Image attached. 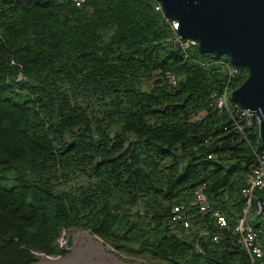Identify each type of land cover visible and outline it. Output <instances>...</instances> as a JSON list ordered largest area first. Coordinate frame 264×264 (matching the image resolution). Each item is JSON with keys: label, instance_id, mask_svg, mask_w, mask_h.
<instances>
[{"label": "trees", "instance_id": "1", "mask_svg": "<svg viewBox=\"0 0 264 264\" xmlns=\"http://www.w3.org/2000/svg\"><path fill=\"white\" fill-rule=\"evenodd\" d=\"M156 5L0 0V264L65 254L73 228L167 264H264L234 231L257 159L213 104L248 69L231 78L228 56L169 40Z\"/></svg>", "mask_w": 264, "mask_h": 264}, {"label": "water", "instance_id": "2", "mask_svg": "<svg viewBox=\"0 0 264 264\" xmlns=\"http://www.w3.org/2000/svg\"><path fill=\"white\" fill-rule=\"evenodd\" d=\"M157 1L164 14L178 23V35L196 39L201 53L226 55L233 65L248 69L245 80L230 92V99L258 116L264 142V0ZM258 203L264 214V197H258Z\"/></svg>", "mask_w": 264, "mask_h": 264}, {"label": "built area", "instance_id": "3", "mask_svg": "<svg viewBox=\"0 0 264 264\" xmlns=\"http://www.w3.org/2000/svg\"><path fill=\"white\" fill-rule=\"evenodd\" d=\"M77 6H82L86 0H73ZM156 9L162 10L161 4L157 1ZM172 28L175 31L173 42L179 43L184 49L198 45V41L193 38H182L177 33V22L171 19ZM228 68L229 76L232 78L238 73V66L233 65L232 63H226ZM171 82L176 83V79L170 73H167ZM230 90L227 85L223 93L214 98L213 104L216 106L219 114L223 111H230L233 119V127L236 132L240 133L241 136L250 144L257 162L256 165L252 168L251 174L249 176V185L242 188L241 197L245 201V205L242 209V216L239 219L238 224L235 226L234 231L241 234V242L246 246L248 253L251 257L252 262L255 258L262 256L264 249L258 243V235L264 228V214L260 211V205L258 203V214L262 215L261 223H253L250 220L251 212L253 211V201L255 198L256 189H264V142L260 139L259 136V118L254 112H250L249 109H243L239 105H235L232 108L230 101ZM204 113L202 111L200 114ZM257 135V140L253 142L251 137ZM211 157V156H210ZM196 200L198 206L201 210H209L210 205L208 203V198L205 192L204 186H200L195 191ZM217 217V223L220 227H228V221L224 215L219 211L214 212ZM173 218L175 220H184L185 226H188L189 221L184 215V206L178 205L173 209ZM214 239H218V236L215 235Z\"/></svg>", "mask_w": 264, "mask_h": 264}, {"label": "rangeland", "instance_id": "4", "mask_svg": "<svg viewBox=\"0 0 264 264\" xmlns=\"http://www.w3.org/2000/svg\"><path fill=\"white\" fill-rule=\"evenodd\" d=\"M250 220L255 224L256 223L259 224L262 221V215L258 214V212L255 209H253V211L251 212ZM84 233L88 235L89 234L95 235L83 229L73 228V229L64 231L60 239V246L67 249V252L65 254H62L64 257L73 252L75 242L77 241L78 238H84L85 241H83L80 244V247L82 249L86 248L87 244L89 243V238L84 236ZM91 235L89 236L94 238L96 241L102 240L103 244L106 246V250L108 252H111L115 257L122 260L126 264H167L166 262L162 261L158 257L153 256L152 254L148 252H141V253L127 252L123 249L116 248L109 242H105L99 236L96 237L97 235L95 236H91ZM36 258H37V261L35 264H40L44 262L45 257L41 255H36ZM45 262L47 264H51L49 263L50 260H45Z\"/></svg>", "mask_w": 264, "mask_h": 264}, {"label": "bare ground", "instance_id": "5", "mask_svg": "<svg viewBox=\"0 0 264 264\" xmlns=\"http://www.w3.org/2000/svg\"><path fill=\"white\" fill-rule=\"evenodd\" d=\"M84 236L89 238L86 248L80 247V244L85 241L84 238H78L72 253L65 257H47L48 259L45 257L44 262L40 264H47L45 260H50L51 264H126L108 252L102 240L96 241L85 233Z\"/></svg>", "mask_w": 264, "mask_h": 264}]
</instances>
